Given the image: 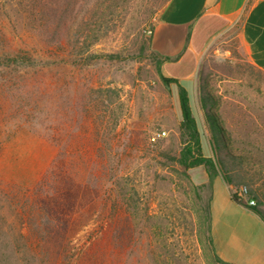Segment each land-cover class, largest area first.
Returning a JSON list of instances; mask_svg holds the SVG:
<instances>
[{
  "label": "rangeland",
  "instance_id": "obj_1",
  "mask_svg": "<svg viewBox=\"0 0 264 264\" xmlns=\"http://www.w3.org/2000/svg\"><path fill=\"white\" fill-rule=\"evenodd\" d=\"M18 1L0 0V52H42L31 71L0 68V264H220L213 184L205 167L175 160L176 89L150 48L169 0H59L57 58L51 32L30 30ZM204 96L258 182L233 192L264 190V73L241 53L238 27L209 46L192 96L204 156L215 159Z\"/></svg>",
  "mask_w": 264,
  "mask_h": 264
},
{
  "label": "crops",
  "instance_id": "obj_2",
  "mask_svg": "<svg viewBox=\"0 0 264 264\" xmlns=\"http://www.w3.org/2000/svg\"><path fill=\"white\" fill-rule=\"evenodd\" d=\"M239 28V49L264 72V0H169L154 24L151 48L163 60L161 73L193 91L209 46ZM211 238L220 264H264V221L235 203L222 177L213 182Z\"/></svg>",
  "mask_w": 264,
  "mask_h": 264
},
{
  "label": "trees",
  "instance_id": "obj_3",
  "mask_svg": "<svg viewBox=\"0 0 264 264\" xmlns=\"http://www.w3.org/2000/svg\"><path fill=\"white\" fill-rule=\"evenodd\" d=\"M58 4L59 0H19L15 3V6L21 7L22 9H24V12L28 13V19L30 20V25L28 27L30 30L35 31L40 35L43 34L45 30L51 32L54 41L51 43H47L46 47H48V49H52L51 51L54 52L53 54L56 55V58L60 57V54L56 49L60 51V49L62 50L64 46L62 42L57 39L59 30L58 25H56L57 22L55 21L57 20L56 18L58 12ZM47 9H49V12L50 10L52 11L51 15L50 13L46 12ZM47 17L52 18L53 22H55L52 26H48L46 24ZM41 52L42 50H38L34 47H29L28 45H25L23 48L17 50L0 52V68H11V70L15 71L16 73H24L29 70L31 71L37 68V63L41 58ZM152 52L157 58L160 71L163 60L153 50ZM60 62L67 64L69 63V60L62 58ZM60 62H58L57 64L59 65ZM160 78L162 82L167 86H172L175 83L174 80L165 78L162 75L161 71ZM176 95L181 119L180 136L184 147L180 153V156L178 158H175V160L185 170H190L201 166L205 167L211 185L219 175H222L223 179L232 190L233 201L241 206L251 209L264 221V212L261 208L264 204V190H262V188L259 187L256 190L250 189V198L256 202L255 206H249L248 204H246V202L241 201L237 198L235 192H233L234 189L241 185V183L243 182L247 183L250 187L257 185L258 182H256L253 175L250 176L249 172L243 168L244 158L230 151V141L226 139L224 130L219 122L217 115L211 110V107L215 105L214 98H212L211 96H204L202 99V109L205 112L206 118L208 120V125L211 130V141L215 153V159H212L204 156L200 130L187 91L182 87H178L176 90ZM59 157L60 155L53 162L48 173L49 175L47 174L46 177L47 181H49L50 174H56L55 172L57 171V167L59 165ZM211 243H213L212 238ZM216 259L220 263V260L217 256Z\"/></svg>",
  "mask_w": 264,
  "mask_h": 264
},
{
  "label": "built area",
  "instance_id": "obj_4",
  "mask_svg": "<svg viewBox=\"0 0 264 264\" xmlns=\"http://www.w3.org/2000/svg\"><path fill=\"white\" fill-rule=\"evenodd\" d=\"M166 136L165 132L158 133L156 135L157 138H163ZM237 198L241 201L246 202L249 206H255L256 202L250 198V191L247 187H241L238 191L235 192Z\"/></svg>",
  "mask_w": 264,
  "mask_h": 264
}]
</instances>
